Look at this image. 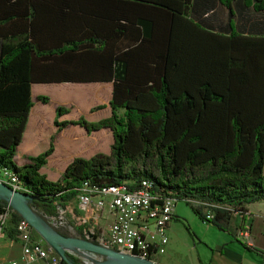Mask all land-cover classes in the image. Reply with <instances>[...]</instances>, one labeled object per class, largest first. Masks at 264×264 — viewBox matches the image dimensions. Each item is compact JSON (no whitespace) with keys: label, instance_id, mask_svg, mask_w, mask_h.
Returning <instances> with one entry per match:
<instances>
[{"label":"trees","instance_id":"trees-1","mask_svg":"<svg viewBox=\"0 0 264 264\" xmlns=\"http://www.w3.org/2000/svg\"><path fill=\"white\" fill-rule=\"evenodd\" d=\"M190 1L0 0V171L34 197L32 206L55 217L86 181L99 187L147 181L153 193L184 200L201 219L228 230L234 213L264 201V63L259 71L256 47L226 53L214 38L202 49ZM219 1L232 9L242 0ZM243 1L264 9V0ZM94 82H112L111 115L59 121L69 109L58 106L54 122L57 133L69 124L90 133L110 128V152L75 157L59 180H49L41 169L56 133L45 151L16 163L31 85ZM97 96L82 92L87 102ZM7 205L0 199V213ZM10 221L18 230L22 216L14 208ZM244 223L245 217L242 229Z\"/></svg>","mask_w":264,"mask_h":264},{"label":"crops","instance_id":"crops-1","mask_svg":"<svg viewBox=\"0 0 264 264\" xmlns=\"http://www.w3.org/2000/svg\"><path fill=\"white\" fill-rule=\"evenodd\" d=\"M189 10L191 20L198 28V43H201L202 49L210 48V41L214 38L220 40L221 47L225 49L226 53L235 52L233 50L235 47L240 51L239 53L246 55L245 52L248 51L255 53L256 47V63L260 71L261 65L264 63V9L258 11L252 3L245 4L243 0L233 2L232 9L221 4L219 0H191ZM2 40L3 36L0 34V52ZM249 43H255V46L249 48L247 47ZM245 60L242 59L240 62L244 65ZM246 67L248 68L247 73L251 67L253 68L252 65ZM243 69L245 70V68ZM94 83L97 85L110 84L113 88L112 82ZM53 84L56 87L63 86L60 85L62 83H33L31 85L33 106L23 140L15 156L16 163L20 165L26 163L28 157L45 151L50 146L52 136L57 133V130H53L56 106L52 97L49 96L48 88H46ZM39 96H48L50 101L44 103L38 99ZM104 109H108V113L104 112V116H97V119L93 118L92 120L109 117L111 107L107 106ZM77 128L81 130L80 134L76 135L73 132L66 135V131L64 134L57 135L54 143L55 150L41 169V172L49 180H59L75 157L90 158L98 152H110L114 141L110 128L92 133L82 127L77 126ZM177 207L178 202L175 206L174 219L169 223L167 229L169 241L166 244V251L154 256L158 263L264 264V201L249 203L244 213H234L227 224L228 230H220L201 219L194 212H187L188 210L185 209L181 212ZM244 217V228L248 230V236L240 235V231L243 230ZM199 224L200 228L205 230L198 231L196 227ZM3 235H5V231ZM40 241L43 244L46 243L43 239ZM4 247L11 248V246L0 244V250H3ZM17 264L19 263L17 262ZM20 264L25 263L20 262ZM30 264L46 263L43 260H37Z\"/></svg>","mask_w":264,"mask_h":264},{"label":"built area","instance_id":"built-area-1","mask_svg":"<svg viewBox=\"0 0 264 264\" xmlns=\"http://www.w3.org/2000/svg\"><path fill=\"white\" fill-rule=\"evenodd\" d=\"M0 180L12 188L11 173L0 171ZM21 192H25L23 186ZM73 200L78 204L81 212L79 221L83 225V230L77 237L90 239L113 250L144 259L154 260L157 254L165 253L169 241L167 229L174 219L178 201L153 193L148 189L147 181H142L137 187H133L131 183L99 187L86 181ZM5 209L4 213H0V222L3 225L13 212L10 204ZM206 212L207 218L214 217L213 212L208 209ZM104 214L110 221L105 237L83 224L88 218L93 221L100 220ZM33 230L31 224L22 217L25 246L23 260L30 262L38 259L46 264H61V257L52 246L33 240ZM240 235L248 236V230H241Z\"/></svg>","mask_w":264,"mask_h":264},{"label":"rangeland","instance_id":"rangeland-1","mask_svg":"<svg viewBox=\"0 0 264 264\" xmlns=\"http://www.w3.org/2000/svg\"><path fill=\"white\" fill-rule=\"evenodd\" d=\"M60 85H63L62 87H56L55 84L47 86L48 88L49 96L52 97V101H54V104L56 108L58 106H63L69 109V112L66 114H63L59 121H77L80 117H84L88 121H99L103 118L98 120H92L93 118L97 119V116H104V112L108 113V109H104L109 105V100L112 92V87L110 84H100L97 85V83H88V84H79V83H62ZM84 90V91H83ZM86 90H95L98 94L97 98L90 101H84L82 97V92H85ZM48 97V96H46ZM49 101H50V97ZM48 101V102H49ZM55 123L53 124V126ZM77 126L82 127L78 124H69L66 126L61 132L57 133L64 134L66 131V135H70L73 132L77 134L81 133V130L77 128ZM69 127V128H68ZM84 128V127H82ZM85 129V128H84ZM104 129V128H103ZM53 130L58 131V127L55 125ZM86 130V129H85ZM78 131V133H77ZM95 132V131H93ZM90 133V132H89ZM92 133V132H91ZM56 134V133H55ZM56 135V137H57ZM111 137V136H110ZM114 137H112L113 139ZM61 139V138H60ZM105 139V138H104ZM106 142V140H105ZM114 142V141H113ZM113 144V143H112ZM178 210L181 212L185 209L188 210L187 212H193L190 205L187 204L186 201L180 200L178 202ZM35 210L39 217L43 220V222L51 229L56 230L58 232L64 233L65 235L69 236H80V232H78V228L80 227V215L81 212L78 208V204H76V201L73 200L68 203V206H57V216L52 217L47 215L42 208H39L35 206ZM205 211V210H204ZM206 216L207 212L205 211ZM189 214V213H188ZM80 220V221H79ZM110 221L107 218V216L104 214L100 218V220H92V219H86V222L83 223L88 227L93 228L98 233L102 234V236H106L108 233V225ZM192 224V222H191ZM200 224L196 227L198 231L205 230L203 228H200ZM189 229V228H188ZM6 230H13L14 231V238H11L8 236ZM18 230L22 232V222L18 225ZM16 225L13 222H7L4 226V230L2 231L0 227V244H3L5 246H11L4 247L3 250H0V264H17V262L20 264V262H23L25 264L33 263L36 260H31L30 262L24 261L23 257L25 256V246L23 243V236L18 232ZM5 231V235H3ZM32 238L35 241H40L42 236L34 229L32 232ZM44 240V239H43ZM46 245V243H44ZM14 246V247H12ZM20 251V252H19ZM3 252V254H2ZM19 253V256H18ZM18 256V258H16ZM29 258V256H27ZM80 261L83 264H86L87 262L91 263L88 258H84L82 256H77ZM97 258L105 259V257L98 255ZM13 259H18V261H13ZM31 259V258H29ZM2 260H4L2 262ZM156 261L155 257L154 260ZM157 262V261H156Z\"/></svg>","mask_w":264,"mask_h":264},{"label":"water","instance_id":"water-1","mask_svg":"<svg viewBox=\"0 0 264 264\" xmlns=\"http://www.w3.org/2000/svg\"><path fill=\"white\" fill-rule=\"evenodd\" d=\"M0 199H4L42 236L44 241L52 246L61 257L62 262L76 264L68 255L88 258L86 264H160L150 259L122 253L105 247L93 240L77 236L65 235L49 228L39 217L33 205L34 197L27 192L15 191L0 180ZM98 255L105 259L97 258Z\"/></svg>","mask_w":264,"mask_h":264},{"label":"bare ground","instance_id":"bare-ground-1","mask_svg":"<svg viewBox=\"0 0 264 264\" xmlns=\"http://www.w3.org/2000/svg\"><path fill=\"white\" fill-rule=\"evenodd\" d=\"M6 173H8L7 171H4ZM10 173V172H9ZM15 178L12 176V188L15 190V191H21L20 187L15 183Z\"/></svg>","mask_w":264,"mask_h":264}]
</instances>
